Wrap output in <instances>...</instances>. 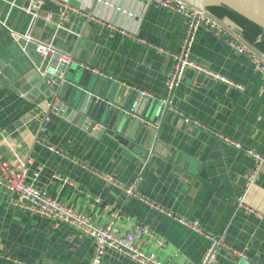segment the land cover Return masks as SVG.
Here are the masks:
<instances>
[{
  "label": "crops",
  "instance_id": "crops-1",
  "mask_svg": "<svg viewBox=\"0 0 264 264\" xmlns=\"http://www.w3.org/2000/svg\"><path fill=\"white\" fill-rule=\"evenodd\" d=\"M184 1L204 6L241 32L247 26L264 30V23L221 0ZM4 23L53 44L69 61L152 94L161 110L152 126L150 158L129 146L133 131L126 130L124 144L49 114L44 76L11 41ZM186 30L183 15L145 0H0V156L24 171L26 183L102 226L119 213L120 232L148 227L151 234L140 235L136 243L165 263L199 264L211 234L224 236L213 264H264V164L256 168L245 152L264 155L261 73L247 55L203 26L196 32L192 59L243 89L189 69L170 95L173 55ZM110 179L125 187L138 182V195L156 207L127 195ZM22 204L0 185V264H90V237ZM159 208L199 220L203 234ZM102 264L139 263L108 249Z\"/></svg>",
  "mask_w": 264,
  "mask_h": 264
},
{
  "label": "built area",
  "instance_id": "built-area-1",
  "mask_svg": "<svg viewBox=\"0 0 264 264\" xmlns=\"http://www.w3.org/2000/svg\"><path fill=\"white\" fill-rule=\"evenodd\" d=\"M146 2L158 5L164 9L183 15L187 20V30L180 51L173 55L174 64L172 73L168 81V92L173 94L174 91L183 83L187 70L194 69L200 73L211 76L219 81L232 84L237 88L243 89L240 84L233 83L222 75L215 73L207 68L198 65L191 57V47L193 45L196 32L200 27L206 26L212 29L218 36L224 38L227 43L238 53L247 55L255 68L261 73L264 83V55L251 43H249L242 35V32L234 26L220 20L211 15L206 9L192 5L184 0H145ZM68 6V5H67ZM35 17L37 16L34 14ZM63 15H66L63 12ZM15 39L21 37L27 41H33L34 38L30 32L21 34L12 30ZM37 42V50L43 56L59 55L56 47L51 43ZM69 60L65 55H59L58 63ZM43 75V74H42ZM146 97H153L147 91L139 90ZM167 110H173L169 100H165ZM235 146L242 149V145L234 142ZM50 150L60 152L52 146H48ZM245 152L253 157L256 161V168L264 164V155L257 153L252 149H245ZM85 168L87 166H84ZM113 186L124 190L127 195L137 197L156 207L154 204L145 200L137 193L138 182H134L125 187L115 180L110 179ZM0 185L7 188L10 192L18 195L23 201L22 206L30 213L44 216L54 220L55 222H63L73 227L79 233L90 237L94 241V253L90 264H102L105 252L108 249H114L126 254L139 264H169L162 261L156 254L143 251L136 243L140 235H149L148 227L137 226L135 230L120 232L115 223L121 218L119 213H115L112 222L108 226H102L97 223L94 218L85 213H80L72 207L66 205L59 198L51 196L47 191L41 190L31 184L26 183L24 171H18L8 161L0 156ZM26 202V204H24ZM242 205V200L239 201ZM158 208V207H157ZM160 211L175 219L181 225L203 234V229L199 220H187L179 217L174 213L159 208ZM210 244L199 264H213L216 258L218 248L224 244V236L207 234Z\"/></svg>",
  "mask_w": 264,
  "mask_h": 264
},
{
  "label": "water",
  "instance_id": "water-1",
  "mask_svg": "<svg viewBox=\"0 0 264 264\" xmlns=\"http://www.w3.org/2000/svg\"><path fill=\"white\" fill-rule=\"evenodd\" d=\"M221 1L264 23V0ZM3 26L11 41L19 45L32 60V65L43 74L50 93L49 114L66 118L96 135L109 134L124 144L126 130L133 131L136 137L129 146L140 149L139 155L146 160L150 158L148 147L152 126L158 121L161 105L85 64L72 60L59 66V55L43 56L37 50V37L31 32L33 41L23 37L15 39L14 29L5 23Z\"/></svg>",
  "mask_w": 264,
  "mask_h": 264
},
{
  "label": "trees",
  "instance_id": "trees-1",
  "mask_svg": "<svg viewBox=\"0 0 264 264\" xmlns=\"http://www.w3.org/2000/svg\"><path fill=\"white\" fill-rule=\"evenodd\" d=\"M261 33L264 34V30L260 27L251 28L247 26L243 30L242 35L249 43L253 44L258 50H260L264 54V39L258 41V36Z\"/></svg>",
  "mask_w": 264,
  "mask_h": 264
},
{
  "label": "rangeland",
  "instance_id": "rangeland-1",
  "mask_svg": "<svg viewBox=\"0 0 264 264\" xmlns=\"http://www.w3.org/2000/svg\"><path fill=\"white\" fill-rule=\"evenodd\" d=\"M260 51V50H259ZM261 52V51H260ZM262 53V52H261ZM263 54V53H262ZM264 55V54H263Z\"/></svg>",
  "mask_w": 264,
  "mask_h": 264
}]
</instances>
